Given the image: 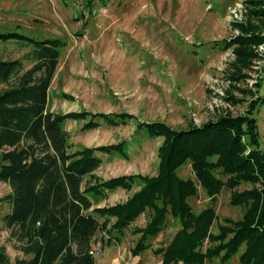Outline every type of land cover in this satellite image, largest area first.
Masks as SVG:
<instances>
[{"label":"rangeland","instance_id":"1","mask_svg":"<svg viewBox=\"0 0 264 264\" xmlns=\"http://www.w3.org/2000/svg\"><path fill=\"white\" fill-rule=\"evenodd\" d=\"M256 6L250 0H0V31L65 41L51 82L49 110L134 114L126 123L101 121L92 128H83L89 117L65 121L72 149L126 141L124 154L98 152L102 162L95 174L154 175L159 172L164 136H150L140 129L141 121L163 120L182 128L190 120L201 123L221 113L252 112L258 122V148L264 152V42L254 45L257 56L238 73L234 46L223 47L224 38L242 31L238 24L252 23L264 34V17L252 12ZM34 47L29 40L0 39V57L20 58L29 68L35 62ZM6 86L2 83L0 90ZM178 174L195 179L190 159ZM256 185L247 180L223 184L211 195L197 181V193L188 201L194 211L214 206L218 217L211 229L217 232L224 217L240 219L247 210L246 203L232 201L234 192ZM10 189L0 180V197ZM137 189L138 185L120 186L93 200V207L123 201ZM10 207L0 200V243L14 261L30 254L24 253L23 241L4 221ZM150 215L147 208L123 232L99 229L92 245L96 264H163L162 254L154 249L166 246L181 222L169 213L167 226L151 239L152 246L134 254L132 247L140 235L134 228L144 226ZM239 253L224 262L208 259L207 264H244Z\"/></svg>","mask_w":264,"mask_h":264},{"label":"trees","instance_id":"2","mask_svg":"<svg viewBox=\"0 0 264 264\" xmlns=\"http://www.w3.org/2000/svg\"><path fill=\"white\" fill-rule=\"evenodd\" d=\"M250 1L257 5L253 14L264 17V0ZM238 25L242 31L224 38L223 46H234L237 73L257 56L254 45L264 42V34L254 24ZM10 38L33 42L35 62L24 68L20 58L0 57V85L7 84L0 90V180L11 187L0 200L10 203L4 221L30 256L12 261L0 243V264H96L91 252L96 232H123L147 208L151 209L148 222L134 228L140 234L132 247L134 254L152 246L151 239L167 226L171 213L181 227L166 246L154 249L162 254L163 264H207L214 257L224 262L239 252L244 264H264V152L258 148V122L252 112L221 113L201 123L190 120L182 128L163 120L141 121L140 129L150 136H164L159 172L101 178L95 174L102 162L98 152L124 154L126 141L72 149L65 121L89 117L83 128H92L101 121L126 123L134 114L49 110L51 82L65 41L0 31V39ZM188 159L195 179L178 174ZM244 180L258 183L233 194V202L248 205L244 216L224 217L219 230L212 231L218 217L214 206L194 211L188 201L197 193V181L213 195L223 184L234 186ZM135 185L139 189L127 199L93 207V200L120 186Z\"/></svg>","mask_w":264,"mask_h":264},{"label":"built area","instance_id":"3","mask_svg":"<svg viewBox=\"0 0 264 264\" xmlns=\"http://www.w3.org/2000/svg\"><path fill=\"white\" fill-rule=\"evenodd\" d=\"M235 14L238 16V13H237V11H235ZM91 252L95 253V249H94V248H92Z\"/></svg>","mask_w":264,"mask_h":264}]
</instances>
